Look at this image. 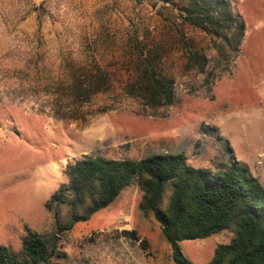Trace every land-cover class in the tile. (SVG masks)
<instances>
[{
  "label": "rangeland",
  "instance_id": "374dc122",
  "mask_svg": "<svg viewBox=\"0 0 264 264\" xmlns=\"http://www.w3.org/2000/svg\"><path fill=\"white\" fill-rule=\"evenodd\" d=\"M187 5L0 0V245L19 260L32 231L47 240L36 264H176L135 182L87 216L78 202L84 217L66 227L70 205L52 195L83 154L183 153L211 170L237 160L264 184V0H229L245 25L240 42L231 21L217 33L189 23ZM153 77L171 84V103H159ZM169 194L167 184L161 209ZM233 235L178 245L207 264Z\"/></svg>",
  "mask_w": 264,
  "mask_h": 264
},
{
  "label": "trees",
  "instance_id": "16d2710c",
  "mask_svg": "<svg viewBox=\"0 0 264 264\" xmlns=\"http://www.w3.org/2000/svg\"><path fill=\"white\" fill-rule=\"evenodd\" d=\"M185 18L208 32L229 21L235 23L239 42L244 22L232 15L229 0H185ZM160 104L171 103V84L150 78ZM59 118L64 114L52 110ZM136 183L142 192V208L151 210L171 246L176 264H191L178 242L204 238L222 229L233 231L229 243L219 244L207 264H264V184L247 166L234 160L216 170L189 165L183 153H155L138 160L83 154L68 167V182L52 195V201L70 205L71 227L78 202H88L86 216L111 203L120 191ZM170 185L169 200L161 209L162 191ZM71 197V198H69ZM131 234L138 238L135 231ZM24 259L0 245V264H36L48 258L47 240L32 231L22 237ZM52 251V250H51Z\"/></svg>",
  "mask_w": 264,
  "mask_h": 264
}]
</instances>
